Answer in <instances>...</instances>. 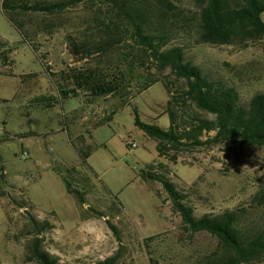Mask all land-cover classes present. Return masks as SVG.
<instances>
[{"label": "rangeland", "instance_id": "1", "mask_svg": "<svg viewBox=\"0 0 264 264\" xmlns=\"http://www.w3.org/2000/svg\"><path fill=\"white\" fill-rule=\"evenodd\" d=\"M178 5L197 17L199 7L193 0ZM105 8L101 0H82L48 14L5 10L0 0V37L16 48L7 58L0 57V264H36L26 259V243L32 236L26 235L29 215L15 198L29 203L39 219L51 220L53 227L43 234L44 247L62 263L98 264L119 252L118 264H151V257L159 264H187L191 256L211 248L215 239L207 233L186 234L162 184L144 178L141 170L154 161L163 162L164 167L155 165L156 171L188 195L187 202L198 215L246 206L264 184V145L190 144L169 147L166 156H160L158 140L135 123L133 107L138 106L142 120L168 127L170 96L161 81L141 93L134 89L125 104L118 96L90 97L85 90L61 97L62 90L74 86L67 75L96 58H78L68 37L78 36ZM185 44L187 56L205 73L235 83L243 101L264 93V37L246 48L197 43L195 38ZM168 78L173 87L182 83ZM46 94L58 100L54 106L41 101ZM72 106L89 110L88 119L74 122L67 111ZM182 113L213 117L193 104ZM216 132L205 130L200 139L207 141ZM172 154L178 157L176 163ZM72 166L74 171L68 170ZM63 176L88 192L92 206L109 211L111 205L118 215H95L86 209L89 203L81 207L67 192ZM256 214L264 218V208ZM107 218L118 225L121 240ZM150 235L157 237L148 245L145 238Z\"/></svg>", "mask_w": 264, "mask_h": 264}, {"label": "trees", "instance_id": "2", "mask_svg": "<svg viewBox=\"0 0 264 264\" xmlns=\"http://www.w3.org/2000/svg\"><path fill=\"white\" fill-rule=\"evenodd\" d=\"M80 1L3 0V8L53 14ZM101 1L106 10L95 13L93 22L90 21L78 36L68 37L74 55L80 59L96 58L91 65L74 69L67 75L74 86L62 90L61 97L78 96L80 90H85L90 97L118 96L125 104L134 89L141 93L161 81L170 96L166 107L170 118L168 127L142 120L138 106L133 107L135 123L158 140L160 156H166L169 147L180 149L190 144H221L228 148L264 145V93H256L243 101L235 83L205 73L187 56L185 44L195 38L197 43L234 44L246 48L261 40L264 37V0H193L199 7L197 17L180 8L178 2L182 0ZM15 49L0 37V57L7 58ZM170 75L182 83L173 87ZM41 101L46 107H52L58 100L46 94ZM188 104L213 117L183 115ZM107 118L105 116L101 122ZM205 130L217 132L203 141L200 137ZM84 157L87 159L85 154ZM170 159L176 163L178 157L172 154ZM157 164L165 166L163 162L154 161L147 164L141 174L162 184L173 209L182 218L183 231L190 237L207 233L215 239L211 248L197 252L187 264H257L264 261V218L256 214L257 209L264 208V184L253 193L246 206L198 215L195 207L187 202L188 195L165 173L156 171ZM73 169V166L68 168ZM63 178L67 192L75 195L81 207L89 203L86 209H93L95 215H118V209L111 205L109 211L92 206L86 190ZM13 201L19 208L25 207L29 215L26 235L32 236L26 243V259L36 264H65L44 247L43 234L53 227L51 220L39 219L27 202L16 198ZM106 221L121 240L118 225L110 218ZM156 237L150 235L145 240L150 245L149 241ZM120 257L116 252L99 260L98 264H118ZM151 264H159L158 258L151 257Z\"/></svg>", "mask_w": 264, "mask_h": 264}, {"label": "crops", "instance_id": "3", "mask_svg": "<svg viewBox=\"0 0 264 264\" xmlns=\"http://www.w3.org/2000/svg\"><path fill=\"white\" fill-rule=\"evenodd\" d=\"M87 102H89L88 103V109L90 110V109H92V103H91V101L90 100H87ZM91 103V104H90ZM88 110V111H89ZM68 111V114L70 115V116H68V117H73L74 118V122H78V121H81V122H85L88 118V116H87V114H88V111H87V113H85L86 112V110L85 109H82V108H80V107H75V106H72V107H69V110H67ZM71 121H73L72 119H71ZM81 133V132H80ZM82 134V133H81Z\"/></svg>", "mask_w": 264, "mask_h": 264}, {"label": "built area", "instance_id": "4", "mask_svg": "<svg viewBox=\"0 0 264 264\" xmlns=\"http://www.w3.org/2000/svg\"><path fill=\"white\" fill-rule=\"evenodd\" d=\"M135 145V144H134ZM24 158L28 156V154L26 152L23 153L22 155Z\"/></svg>", "mask_w": 264, "mask_h": 264}]
</instances>
